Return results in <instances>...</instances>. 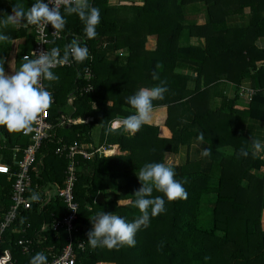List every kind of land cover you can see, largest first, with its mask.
<instances>
[{
  "label": "trees",
  "instance_id": "16d2710c",
  "mask_svg": "<svg viewBox=\"0 0 264 264\" xmlns=\"http://www.w3.org/2000/svg\"><path fill=\"white\" fill-rule=\"evenodd\" d=\"M108 1H88L101 15L95 38L87 39L79 16L71 14L66 16L63 38L47 45L62 54L79 41L88 46L91 59L59 66L54 71L60 79L43 82L55 98L49 109L52 128L30 167L27 192L28 196L42 192L41 198L32 200L29 208L20 207L15 221L2 231L0 255L9 250L11 264H29L37 252H44L48 261L63 250L68 242L66 229L50 226L68 210L57 194L47 201L44 192L53 186L60 190L65 184L69 159L66 150L56 154V147L76 144L92 156L75 158L73 192L79 204L72 237L75 264H264V158L254 152L249 135L241 133L246 125H264V46L256 44L264 38V0H141V4L114 5ZM15 2L27 10L33 0H0V14H11ZM31 27H0L10 37L0 43V55L9 60L5 70L12 66L15 71L25 55L32 57L35 31ZM153 73H158V80ZM161 82L168 91L164 99L153 101L150 122L154 124H144L135 134L122 128L108 131L112 120L135 112L128 96ZM88 85L91 89L86 91ZM71 93H76L72 116L92 120L60 126L58 107ZM162 106L168 136L159 133L157 109ZM95 124L102 126V144H117L122 154H100L97 146L87 145ZM201 134L210 149L207 155L170 163L187 198L166 200V211L136 233L134 247L91 248L90 216L103 210L129 221L137 218L141 213L132 203L140 187L136 172L146 162L166 163ZM30 138L31 134L0 126V163L11 170L0 173V219L12 204L13 173ZM241 149L248 154L242 155ZM109 190L115 192L112 198L96 202L98 192ZM118 199L130 201L119 205ZM44 223L50 225L47 230L42 229ZM21 239L33 241L29 252L22 251ZM205 256L210 259L205 261Z\"/></svg>",
  "mask_w": 264,
  "mask_h": 264
},
{
  "label": "clouds",
  "instance_id": "9594fccd",
  "mask_svg": "<svg viewBox=\"0 0 264 264\" xmlns=\"http://www.w3.org/2000/svg\"><path fill=\"white\" fill-rule=\"evenodd\" d=\"M62 7L64 12L61 11ZM71 14L79 16L87 39L97 36L96 28L101 22L100 10L91 6L88 0H33L27 10L15 2L11 14H0V27L27 24L36 26L43 33L50 24L54 32L62 33L66 28V16ZM9 40L10 37L0 31V43ZM86 59H91L90 51L86 44L82 45L79 41L69 44L62 54L57 47L41 51L39 54L33 51V57L25 55L20 66L11 73L5 70V63L9 60L0 55V126L9 132L24 134L31 132L34 122L38 121L53 104L52 91L43 82L60 79L54 71L58 66L73 61L82 63ZM152 78L158 80V73H153ZM167 91V86L163 82L154 87L139 88L126 98L135 112L113 122L108 131L115 132L122 128L131 134L138 132L152 119L153 101L164 99ZM200 139L203 140L202 134ZM209 151L210 149H204V154L207 155ZM241 153L245 156L248 154L245 149H241ZM136 175L140 187L134 192L135 199L132 203L141 214L129 221L114 211H97L90 216L92 227L87 233V241L91 248L111 249L124 245L134 247L136 233L142 226L147 227L152 217L166 211V200L187 198L188 193L181 180L176 179L175 167L171 164L146 162ZM154 192L163 195H153ZM40 198L39 193H32L33 201ZM47 259L44 252H37L31 257L29 264H47ZM209 259L208 256L204 257L205 261Z\"/></svg>",
  "mask_w": 264,
  "mask_h": 264
},
{
  "label": "built area",
  "instance_id": "2783aa9c",
  "mask_svg": "<svg viewBox=\"0 0 264 264\" xmlns=\"http://www.w3.org/2000/svg\"><path fill=\"white\" fill-rule=\"evenodd\" d=\"M33 26V25H32ZM35 31L36 35V43L31 50L30 54L33 57V51L39 54L41 51H46L47 43L50 40L57 39L61 37V33L54 32V29L49 24L47 30L43 33L36 27H31ZM75 61L66 64L72 65ZM65 66V65H64ZM92 74L89 70V67H86V78L90 79ZM91 89V85L86 87V91ZM75 98V95L72 94L69 97V101L72 102ZM49 110L46 113H43L39 120L34 122L33 130L27 134H31V143L23 152V157L20 162H18V169L13 173L14 183L11 189V200L12 204L9 209L2 215L0 219V235L2 231L7 228L11 223H13L17 217L18 210L20 207L29 208L31 206V195H27L29 190V182L31 180L30 176V167L33 165L36 159V153L41 146L43 140L49 138L50 130L52 128L51 123L49 122ZM76 120L69 117H65L61 115L60 124H73ZM115 122V121H113ZM111 122V124L113 123ZM66 150V157L69 159V163L65 170V184L64 187L57 191V195L63 200L65 203L68 212L61 217L53 221L50 225L43 224L42 229L47 230L50 226L53 230H58L59 228L64 227L68 233V242L63 248V250L58 254H53L51 259L47 261V264H75L76 252L75 247L72 243L73 233L77 231V215L79 204L74 199V186L77 181V171L78 166L75 160L76 155L80 154L84 158H89L92 156V153L88 152L81 146L76 144L69 145L68 147H56L55 153L62 154ZM108 148H102L100 152H106ZM10 167L6 164L0 163V173H10ZM42 192H39L41 195ZM19 243L22 245V250L26 253L30 251L31 245L33 241L31 239H21ZM79 248H83V244H78ZM0 264H11V256L9 251L6 250L4 254L0 255Z\"/></svg>",
  "mask_w": 264,
  "mask_h": 264
},
{
  "label": "crops",
  "instance_id": "0c3cea01",
  "mask_svg": "<svg viewBox=\"0 0 264 264\" xmlns=\"http://www.w3.org/2000/svg\"><path fill=\"white\" fill-rule=\"evenodd\" d=\"M130 3H137V4H141V0H109L108 1V4L109 5H114V4H130ZM63 8V7H62ZM61 8V9H62ZM35 36V39H34V45L36 43V35L34 34ZM63 38V34L61 33V37L57 38V39H54V40H60ZM50 44V43H49ZM48 44V45H49ZM256 44L259 46V47H263L264 46V38H259L257 41H256ZM33 45V47H34ZM88 47V46H87ZM67 48V47H66ZM33 49V48H32ZM31 49V50H32ZM89 49V48H88ZM48 50V49H47ZM31 52V51H30ZM29 52V53H30ZM14 53V52H12ZM73 65V64H72ZM72 65H69V66H72ZM68 65H65L64 67H66ZM59 67V66H58ZM11 68L14 70V67L10 66L7 68L8 72L11 70ZM6 70V71H7ZM248 80H245L243 81V83H245L244 85L248 84ZM74 94L75 97H76V93H71L69 96L66 97L67 99V103L69 105H71L72 107V102L69 101V97ZM75 99V98H74ZM55 101V98L53 97V103ZM54 105V104H53ZM155 110V109H154ZM153 110V111H154ZM158 116H159V122L158 124H162L161 126V129L159 131L160 135L161 136H168L169 134H167L169 132L168 128L166 126H163L164 124V118H165V115H166V107L162 106V107H159L158 109ZM73 111V109H72ZM67 118L71 117L73 119H75L72 114L69 115V116H66L64 115L63 113L61 114ZM119 119H123V118H115L114 120L112 121H115V120H119ZM77 123H79V121L81 122L83 119H75ZM92 120V117H86L84 119V123H87L89 121ZM111 121V122H112ZM75 122V123H76ZM149 123H153V122H149ZM74 124V123H73ZM154 124V123H153ZM64 125H67V126H70L71 124H60V126H64ZM95 125H93L92 129H91V135H92V131H93V128H94ZM241 133H246L249 135L250 137V145L252 146L254 152L258 155H260L261 157L264 158V125H258V124H251V125H246L244 127V129H241ZM24 134V133H23ZM27 135V134H26ZM92 142L91 143H88L87 145H90V146H97V152H99L100 154L102 153H105V154H108V155H116V154H122L119 146L117 144H109V145H105V144H102V126L100 125V131H99V136L98 138L95 140V138L93 137L92 135ZM258 145V146H257ZM207 145H206V142H204L203 140H201L200 138H196L194 137L191 141V143L189 145H182L180 148H179V152L175 155H177L175 158H177V161L175 162V164L177 163H183L186 159H197L200 157V155H202L204 153V149H206ZM102 148H108V150L106 152H100V150ZM115 148V149H114ZM118 149V150H117ZM116 151V152H114ZM119 151V152H118ZM85 159V158H84ZM69 163V162H68ZM68 165V164H67ZM66 165V167H67ZM78 166V165H77ZM66 167H65V170H66ZM81 171H85V166L82 165L81 167ZM57 188L56 186H53L51 189H48L46 188L45 189V192H44V198L47 199V201L50 200V198L57 194ZM112 191L109 190V195H107L106 193H104L103 191H100L98 192L95 200L96 202H101L103 201L105 198L109 197L112 193ZM129 199L127 200H124V199H118L117 202H119L118 204L119 205H122L121 203L123 202V204H126V203H129ZM263 220H264V212H263ZM24 230V229H23ZM67 232V231H66ZM67 240H68V233H67ZM6 250H4L5 252ZM9 251V250H8ZM23 251V250H22ZM24 252V251H23ZM9 254H10V251H9ZM11 256V254H10ZM106 264H114V263H106Z\"/></svg>",
  "mask_w": 264,
  "mask_h": 264
},
{
  "label": "rangeland",
  "instance_id": "374dc122",
  "mask_svg": "<svg viewBox=\"0 0 264 264\" xmlns=\"http://www.w3.org/2000/svg\"><path fill=\"white\" fill-rule=\"evenodd\" d=\"M89 1V0H88ZM126 14L125 13H122V15L121 16H125ZM7 70V69H6ZM8 71V70H7ZM14 70L11 68V70L9 71V73H11V72H13ZM177 72H180V73H185V74H190L191 72L190 71H188V70H186V69H178V70H176ZM59 110L64 114V115H66V116H69V115H71L72 114V107H71V105H69L67 102H65V100H64V98L63 99H61V103H60V105H59ZM119 118H121V117H119ZM119 120H122V119H119ZM115 121H118V120H115ZM113 122V121H112ZM99 131H100V125L99 124H95V126H94V128H93V131H92V135H93V137L95 138V140L98 138V136H99ZM167 134H169V132L167 133ZM115 149V148H114ZM118 150V149H117ZM114 152H116V151H114ZM119 152V151H118ZM177 155H171V156H169L168 158H167V160H166V163L167 164H170V163H172V164H175V162L177 161V158H175ZM112 191V190H111ZM112 192H114V191H112ZM111 192V193H112ZM108 193H109V191H108ZM108 193H106L107 195H109ZM115 194V192L114 193H112L108 198H112L113 197V195ZM107 198V199H108ZM118 203V202H117ZM121 204H123V202L121 203Z\"/></svg>",
  "mask_w": 264,
  "mask_h": 264
}]
</instances>
